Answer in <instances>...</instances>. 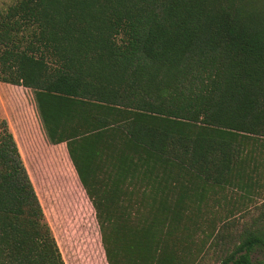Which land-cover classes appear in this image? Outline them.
<instances>
[{
  "label": "trees",
  "instance_id": "16d2710c",
  "mask_svg": "<svg viewBox=\"0 0 264 264\" xmlns=\"http://www.w3.org/2000/svg\"><path fill=\"white\" fill-rule=\"evenodd\" d=\"M0 82L31 89L66 143L49 186L85 216L82 184L108 264H198L212 246L264 264V212L240 232L215 220L230 193H263L264 0H11ZM0 264H66L6 120Z\"/></svg>",
  "mask_w": 264,
  "mask_h": 264
},
{
  "label": "rangeland",
  "instance_id": "374dc122",
  "mask_svg": "<svg viewBox=\"0 0 264 264\" xmlns=\"http://www.w3.org/2000/svg\"><path fill=\"white\" fill-rule=\"evenodd\" d=\"M10 4L11 0H0V18ZM15 91L23 94L22 101L25 106L34 108L35 100L31 89L0 82V120H6L7 116L16 114L19 105L11 97V92ZM58 148L60 147L53 149L49 157H54V151ZM51 165L54 164L45 166L40 172L29 174L66 264H108L96 212L80 180L85 201L90 208V214L85 216H81L73 207H70L58 191L49 186L54 178ZM261 181L264 186V176ZM229 195L230 201L226 209L219 210L215 214L219 228L222 227L223 221H226L235 226L234 232H240L244 224L250 225L264 212V188L261 195L254 196L250 200H240V193L236 192ZM222 254V247L212 246L201 253L198 264H220ZM261 258L262 252L253 254L254 260Z\"/></svg>",
  "mask_w": 264,
  "mask_h": 264
},
{
  "label": "crops",
  "instance_id": "0c3cea01",
  "mask_svg": "<svg viewBox=\"0 0 264 264\" xmlns=\"http://www.w3.org/2000/svg\"><path fill=\"white\" fill-rule=\"evenodd\" d=\"M6 120L15 136L29 173L40 172L45 166L54 163V157H49L53 149L60 147L54 151V156L59 150L67 151L66 143L53 145L49 142L36 104L33 109L28 108L24 103L19 105L16 114L7 116Z\"/></svg>",
  "mask_w": 264,
  "mask_h": 264
}]
</instances>
